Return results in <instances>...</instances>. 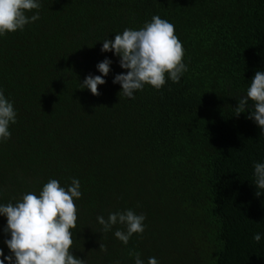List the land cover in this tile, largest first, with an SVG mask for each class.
<instances>
[{"label": "trees", "instance_id": "trees-1", "mask_svg": "<svg viewBox=\"0 0 264 264\" xmlns=\"http://www.w3.org/2000/svg\"><path fill=\"white\" fill-rule=\"evenodd\" d=\"M39 19L0 36V90L16 122L0 142V205L72 179L77 227L73 255L85 264H264V134L247 111L236 116L264 71V0H39ZM174 25L187 66L178 83L118 95L127 74L105 39L139 30L153 16ZM112 61L99 95L80 89L97 64ZM143 214L144 232L127 245L97 221ZM7 218L0 216V249ZM261 235L259 242L255 234ZM100 243L107 251H100ZM3 259V257H0ZM5 264L8 262L5 260Z\"/></svg>", "mask_w": 264, "mask_h": 264}, {"label": "clouds", "instance_id": "clouds-1", "mask_svg": "<svg viewBox=\"0 0 264 264\" xmlns=\"http://www.w3.org/2000/svg\"><path fill=\"white\" fill-rule=\"evenodd\" d=\"M39 0H0V36L23 30L25 25L39 19V12L29 17L27 12L38 10ZM101 52H113L119 59V65L127 70V74H117L114 84L121 85L122 94L134 99V92L144 86L159 90L166 83V75L174 83H178L187 66L183 62L184 49L175 34L174 25L158 15L139 30L125 29L122 34H116L114 40L105 39ZM111 60L105 58L97 64L102 75L87 76L80 89H89L93 95H99L98 85L104 84L103 79L110 72ZM249 101L253 102V110L249 111L248 119L254 120L264 134V71H257L251 79L246 95L238 97L235 107L239 116L247 111ZM16 122V111L3 91L0 90V142L7 141L11 133L10 123ZM254 185L257 196L264 190V163L254 164ZM80 182L73 178L71 186L65 189L56 179H50L39 195L27 193L15 204L9 202L0 205V216L7 218L5 233H10V239L5 243L10 254L5 256L0 249V264H85L84 259L73 255L72 229L77 227V208L74 199H79ZM143 214L137 215L133 210L110 213L108 218L98 216L97 221L102 226V232L107 233L113 226H124L114 235L127 245L133 234L144 232ZM254 241L259 242L261 235L255 234ZM100 251H107L105 244L100 243ZM135 264H144L140 254H135ZM147 264H158L155 257H149Z\"/></svg>", "mask_w": 264, "mask_h": 264}]
</instances>
